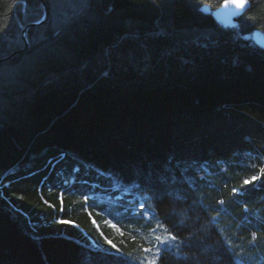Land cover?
<instances>
[{
	"label": "trees",
	"instance_id": "1",
	"mask_svg": "<svg viewBox=\"0 0 264 264\" xmlns=\"http://www.w3.org/2000/svg\"><path fill=\"white\" fill-rule=\"evenodd\" d=\"M43 1L25 47L41 2L0 0V264H264V0Z\"/></svg>",
	"mask_w": 264,
	"mask_h": 264
},
{
	"label": "rangeland",
	"instance_id": "2",
	"mask_svg": "<svg viewBox=\"0 0 264 264\" xmlns=\"http://www.w3.org/2000/svg\"><path fill=\"white\" fill-rule=\"evenodd\" d=\"M120 185H125V184H119V183H117L115 181V185L112 188H113V190H116L117 192L114 193L111 196H109L111 193L109 195H107L105 192H102V191H97V192H94V193L88 195V199H91V204L92 205L98 206V207H102L104 209L106 208L105 213L103 214V217H101V218H97L96 214L99 213V212L96 211L95 209L93 210V212L92 211L89 212V213H91V218H92L90 220V222L97 229L99 227H101V226H104V225H106L108 227H112L111 226L112 222L109 221V218L111 216H113L116 212H120V211L124 210V209L121 208V203L123 202L121 200L122 199L126 200V199L132 198L131 194H129V193L128 194H124L123 197L118 202L119 195L123 194V192H126L124 187H121ZM103 188H108V186H105ZM126 202L131 203L130 201H126ZM93 219L96 222L95 224H93ZM153 229H155L154 233L157 234L158 228H153ZM161 237L164 238V240L166 241V244L159 245L160 252L163 249H165V250H169V251H175V253H178L177 249H180L178 242L168 240V236L167 237L166 236H161ZM155 252H156V247H154V250L152 251V253L150 255L153 256V253H155Z\"/></svg>",
	"mask_w": 264,
	"mask_h": 264
},
{
	"label": "snow or ice",
	"instance_id": "3",
	"mask_svg": "<svg viewBox=\"0 0 264 264\" xmlns=\"http://www.w3.org/2000/svg\"><path fill=\"white\" fill-rule=\"evenodd\" d=\"M249 5V0H223V8L225 9H237L240 12H243L246 7ZM230 16H235L237 15L236 12H232L229 13ZM262 172H264V170H262ZM257 179V177L253 176L250 180H245L244 181V185H248L252 182H254ZM237 192V189L233 188L232 189V193L233 195H235ZM85 202H87L88 197L85 196L84 197ZM220 203H223V201H220ZM61 204H63V201H61ZM143 208V205L141 206ZM221 211V210H218ZM89 216L91 218V213H89ZM58 223L60 224H67V225H71L72 221H68V220H59ZM95 220L93 219V224H95ZM107 223V222H106ZM113 228H116L115 224L111 225ZM157 227H161V225L158 223ZM153 231H155V229H153ZM255 238V237H254ZM155 240L158 242V244L155 246L156 247V252L153 253V259L149 261V264H156V258L159 257L160 255V248L159 245H163L166 244V241L164 240V238H162L160 235H156L155 236ZM168 240L171 241H175L176 240V236L172 235L171 233H168ZM105 242L112 248L114 249V252L112 253L113 255H115L116 253H121V249L114 244L111 240H108L107 238H105ZM144 252L148 253V252H152V249L150 248H144L143 249ZM123 256V253H121L120 256L117 257V259H120ZM146 259V258H145ZM127 264H133L131 259H128ZM237 264H239V262H237Z\"/></svg>",
	"mask_w": 264,
	"mask_h": 264
},
{
	"label": "water",
	"instance_id": "4",
	"mask_svg": "<svg viewBox=\"0 0 264 264\" xmlns=\"http://www.w3.org/2000/svg\"><path fill=\"white\" fill-rule=\"evenodd\" d=\"M42 4V7H43V10H44V17L39 20V21H36V22H33V23H30L28 25H26L23 29H22V38H23V41H24V44H25V47L27 46V41H26V38H25V34H26V30L32 26H36V25H40V24H43L46 19H47V16H48V9L44 3L43 0H39ZM223 2L220 6H218L217 8L211 10L208 6H203L201 8V10L207 14H210L211 17L218 21V22H221L223 25H230L234 22V20L241 16L243 14V12L249 7V5L246 7V9L243 11V12H240L239 10L237 9H225L223 8ZM232 12H236L237 15L235 16H230L229 13H232ZM254 41L263 46L264 47V38L262 36H258V37H255L254 38Z\"/></svg>",
	"mask_w": 264,
	"mask_h": 264
},
{
	"label": "bare ground",
	"instance_id": "5",
	"mask_svg": "<svg viewBox=\"0 0 264 264\" xmlns=\"http://www.w3.org/2000/svg\"><path fill=\"white\" fill-rule=\"evenodd\" d=\"M16 54V53H15ZM65 178V177H64ZM64 180V179H63ZM67 184V183H66ZM50 189V188H49ZM83 205V204H82ZM84 236V235H83ZM97 243V242H96ZM101 243V242H100ZM106 245V244H105ZM107 246V245H106ZM111 248V247H110Z\"/></svg>",
	"mask_w": 264,
	"mask_h": 264
}]
</instances>
